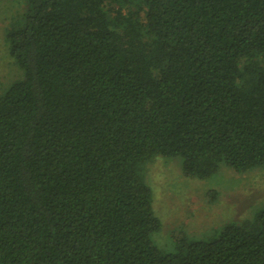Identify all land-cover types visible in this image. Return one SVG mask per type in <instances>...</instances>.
Segmentation results:
<instances>
[{
	"label": "trees",
	"instance_id": "16d2710c",
	"mask_svg": "<svg viewBox=\"0 0 264 264\" xmlns=\"http://www.w3.org/2000/svg\"><path fill=\"white\" fill-rule=\"evenodd\" d=\"M5 31L0 264H264V208L165 250L145 165L264 166V0H28Z\"/></svg>",
	"mask_w": 264,
	"mask_h": 264
},
{
	"label": "rangeland",
	"instance_id": "374dc122",
	"mask_svg": "<svg viewBox=\"0 0 264 264\" xmlns=\"http://www.w3.org/2000/svg\"><path fill=\"white\" fill-rule=\"evenodd\" d=\"M29 7L28 0H0V88L21 75L10 57L5 31L12 17ZM180 156H155L145 165V177L153 191L155 214L162 229L154 243L169 251L176 235L191 240H210L227 223L253 218L264 208V166L245 173L221 163L210 177L187 176Z\"/></svg>",
	"mask_w": 264,
	"mask_h": 264
}]
</instances>
